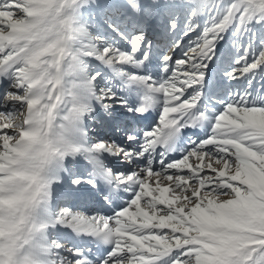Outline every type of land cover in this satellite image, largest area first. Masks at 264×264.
Wrapping results in <instances>:
<instances>
[{
	"label": "snow or ice",
	"instance_id": "snow-or-ice-1",
	"mask_svg": "<svg viewBox=\"0 0 264 264\" xmlns=\"http://www.w3.org/2000/svg\"><path fill=\"white\" fill-rule=\"evenodd\" d=\"M0 264H264V0H0Z\"/></svg>",
	"mask_w": 264,
	"mask_h": 264
},
{
	"label": "bare ground",
	"instance_id": "bare-ground-1",
	"mask_svg": "<svg viewBox=\"0 0 264 264\" xmlns=\"http://www.w3.org/2000/svg\"><path fill=\"white\" fill-rule=\"evenodd\" d=\"M190 133V132H189ZM177 154V153H176ZM177 157V156H176Z\"/></svg>",
	"mask_w": 264,
	"mask_h": 264
}]
</instances>
